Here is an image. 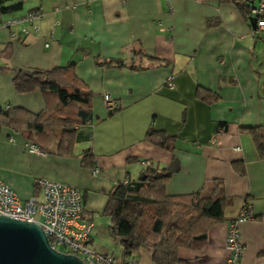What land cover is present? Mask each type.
<instances>
[{"label": "crops", "instance_id": "0c3cea01", "mask_svg": "<svg viewBox=\"0 0 264 264\" xmlns=\"http://www.w3.org/2000/svg\"><path fill=\"white\" fill-rule=\"evenodd\" d=\"M260 2L0 0V24L43 14L38 32L26 37L11 38L20 27L0 25V52L7 47L9 55L0 56V106L40 113L44 95L17 94L14 73L68 65L93 96L70 156L30 154L20 134L0 128V180L21 202L40 199L38 178L79 188L81 220L91 226L88 247L112 264H154L145 250L125 258L104 214L113 186L137 179L143 161L172 171L168 195L196 193L218 180L229 200L223 221L198 249H178V258L223 264L227 225L248 206L253 220L239 226L240 264H264V157L250 136L264 125V31L252 28L242 8ZM168 77L172 88L165 85ZM104 95L119 109H106ZM149 129L174 139L168 148L152 145L145 141Z\"/></svg>", "mask_w": 264, "mask_h": 264}, {"label": "trees", "instance_id": "16d2710c", "mask_svg": "<svg viewBox=\"0 0 264 264\" xmlns=\"http://www.w3.org/2000/svg\"><path fill=\"white\" fill-rule=\"evenodd\" d=\"M251 7H242L249 19ZM6 48L0 56H9ZM12 85L20 95L42 93L46 105L38 114L0 106V128L20 134L42 152L72 155L76 131L91 114L93 97L76 76L74 65L18 71ZM250 136L258 156L264 157V125L250 129ZM173 139L153 129L145 134L146 142L162 148H168ZM236 170L244 173L242 166ZM171 173L168 168L151 165L137 179L117 183L109 192L104 214L109 218V234L120 243L125 258L145 250L154 264H182L178 249H198L207 240L209 229L223 221L229 200L220 181L212 180L196 193L168 195L165 186Z\"/></svg>", "mask_w": 264, "mask_h": 264}, {"label": "built area", "instance_id": "2783aa9c", "mask_svg": "<svg viewBox=\"0 0 264 264\" xmlns=\"http://www.w3.org/2000/svg\"><path fill=\"white\" fill-rule=\"evenodd\" d=\"M192 1L203 2V0ZM250 14L251 18L256 20V31H264V0H261L257 6L252 5ZM42 15L37 11L30 12L23 17L9 19L0 25L5 28L20 27L18 34L10 33L11 38L17 35L26 37L30 33L38 32L37 22ZM27 26L31 27V32ZM165 85L168 88L173 87L172 77L166 79ZM103 102L105 108L111 112L119 109V106L108 95L103 96ZM24 147L30 154H43L38 145L32 141H26ZM151 165L150 161L141 163L145 169ZM92 173L97 175L99 170L95 169ZM124 182L126 183V180ZM34 186L40 199L32 196L25 202H21L13 190L0 180V216L37 223L42 228L52 249L58 251L57 247L62 246L65 249L63 254L76 256L85 264H112L109 256L100 255L88 247L91 226L81 220L83 211L81 190L41 178L34 181ZM36 216L39 219H36ZM251 220H253L252 212L248 206H245L235 218L229 221L225 241L227 257L223 264H240L243 246L239 226ZM128 264L135 263L131 261Z\"/></svg>", "mask_w": 264, "mask_h": 264}, {"label": "water", "instance_id": "95a60500", "mask_svg": "<svg viewBox=\"0 0 264 264\" xmlns=\"http://www.w3.org/2000/svg\"><path fill=\"white\" fill-rule=\"evenodd\" d=\"M256 28L255 18H250ZM0 264H85L78 257L52 249L35 222L0 216Z\"/></svg>", "mask_w": 264, "mask_h": 264}, {"label": "rangeland", "instance_id": "374dc122", "mask_svg": "<svg viewBox=\"0 0 264 264\" xmlns=\"http://www.w3.org/2000/svg\"><path fill=\"white\" fill-rule=\"evenodd\" d=\"M36 219H39V217L36 216ZM57 250L64 253L65 252V249L62 247V246H58L57 247ZM117 262L119 263L120 262V258L119 256L117 255Z\"/></svg>", "mask_w": 264, "mask_h": 264}]
</instances>
